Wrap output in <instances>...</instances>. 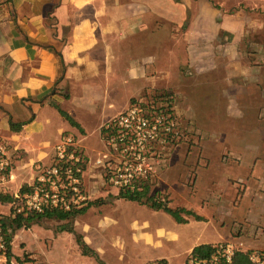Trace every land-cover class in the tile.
<instances>
[{
	"label": "crops",
	"instance_id": "0c3cea01",
	"mask_svg": "<svg viewBox=\"0 0 264 264\" xmlns=\"http://www.w3.org/2000/svg\"><path fill=\"white\" fill-rule=\"evenodd\" d=\"M230 1L0 3V138L17 153L26 151L28 141H45L48 124L59 119L58 124L64 126L54 134L51 157L61 136L70 131L89 155L85 142L90 135H98L103 144V127L125 112L138 95L179 88L187 73L229 72V102L220 105L229 119L230 153L235 159L230 171L218 166L217 174L226 169V175L211 181L221 186L212 203L216 210L207 214L204 203L190 204L186 208L205 220L189 217L186 224L166 213L156 212L149 222L140 214L133 217L128 230L132 239L127 241L131 254L125 246L121 249L120 230L108 228L102 220L97 232L101 243L96 245L90 235L83 240L108 257L106 248L116 249L118 262L111 259V264H185L197 246L221 243L235 244L245 252H264V0H240L233 10ZM171 69L177 71L180 81H172ZM244 76L246 85L253 88H234L236 78ZM128 88H133L129 94ZM58 109L69 114L79 128L71 126ZM239 122L242 133L236 130ZM11 123L23 127L15 132ZM250 125L258 130L256 134L249 131ZM13 168L6 185L17 179ZM33 182H23L13 192L2 189L16 197L24 185ZM222 185L235 191L228 196ZM244 199L248 211L241 219L252 227L248 235L256 247L246 246L242 231L231 228L230 240L222 235L226 228L223 206L238 208ZM3 206L11 211V204H0ZM9 212L0 209L1 215ZM13 243L14 238L12 249ZM16 258L23 259L14 255L13 264Z\"/></svg>",
	"mask_w": 264,
	"mask_h": 264
},
{
	"label": "rangeland",
	"instance_id": "374dc122",
	"mask_svg": "<svg viewBox=\"0 0 264 264\" xmlns=\"http://www.w3.org/2000/svg\"><path fill=\"white\" fill-rule=\"evenodd\" d=\"M239 1H230L229 7L231 10L236 8ZM170 73L173 82L181 80L175 69H171ZM187 74L184 85L179 84V88H171L170 91L165 90L171 93L173 97L171 104L178 123L177 135L174 142L169 143L166 148L163 147L162 154L155 158L157 172L146 183L150 185L151 195L159 193L163 200L168 201V203L170 201V207L172 208H186L190 204L200 205L199 203H204L206 213L213 214L216 210V205L212 204L215 201V192L217 189L220 190L221 186L219 183L211 181L216 176H218V179L222 175H226V169H223L218 175L216 168L226 166L228 167L227 171H230L229 167L234 164L232 162L235 159L232 158L230 153V123L226 115L223 116L226 111L222 107L223 104L227 105L229 102L228 88H230L229 80L231 78L226 69L214 73L200 74L192 72ZM246 78L245 76L236 78L237 83L234 88H253V85H246ZM132 89L128 88V94L131 93ZM163 92L147 90L133 100L144 103L156 102L157 106H163L169 103V96L164 97L161 95ZM221 103L222 105H220ZM250 106L253 107V103H250ZM243 111L246 110L243 109ZM55 120L56 122L52 120L50 126L48 124L47 134L49 136L45 141H28L26 151L21 153L13 151L10 147L12 166L17 179L6 185V189L13 192L15 187L21 183L34 181L40 167L52 164L54 153L52 157L51 153L54 145V134L56 130L58 132L64 126V124L61 126L58 124L59 119ZM249 128L251 133L256 134L258 132L254 125H250ZM236 130L238 133H242L244 130L240 122L236 126ZM85 144L89 146L90 152L87 155L81 147L87 161L83 178L84 193L89 201L107 200V204L92 206L85 214L69 221L43 219L29 229L17 230L16 235L14 234L12 251L15 256L20 255L22 258L26 255L29 256L32 262L28 264H100L99 260L105 264H109V262L111 264L112 261L114 263L115 261L118 262L117 250L111 247L106 248L110 251L109 257L103 252H97L89 245L94 254L92 253L91 256L82 255V250L75 235L66 230L72 227L82 238H84V235H90L89 237L94 240L95 244L99 245L101 240L97 232L101 230L102 220H104L106 224H109L106 225L108 228L110 226L111 229L120 230L123 236L122 240L126 241V244L122 242L121 249H124L125 246L126 251L130 253L132 247L127 244V241L129 243L132 239L128 234L132 218L141 215L142 220L147 222L154 220L152 217L157 211L135 202L128 205L129 201L117 199L119 190L111 187L106 182L104 172L96 165L101 153L106 151L99 136L96 134L90 135ZM205 165H209V168L204 167ZM202 175L204 179H201ZM222 188L226 189V195L228 196L235 191L231 186L226 188L222 185ZM232 199H234L233 196ZM247 202L248 200L244 199L242 205L238 208H233L232 205L223 206L226 208V213L223 214L226 228L222 231V235L225 239L230 240L232 239L231 228L237 232L242 231V239L246 246L256 247L257 243L251 240L248 235L252 227L249 224H244L241 219L248 211ZM128 206L132 207L129 208ZM0 209L4 212L10 211L8 206H3ZM90 229L92 231L89 233ZM241 249L242 247L237 246L236 250ZM258 262V264H264V256L258 258ZM124 263L128 264V262ZM0 264H6L4 257L0 258ZM15 264H17L16 261ZM149 264L159 263L150 262Z\"/></svg>",
	"mask_w": 264,
	"mask_h": 264
},
{
	"label": "built area",
	"instance_id": "2783aa9c",
	"mask_svg": "<svg viewBox=\"0 0 264 264\" xmlns=\"http://www.w3.org/2000/svg\"><path fill=\"white\" fill-rule=\"evenodd\" d=\"M175 114L169 103L135 101L102 129L105 150L97 159L106 182L119 191L135 189L153 178L157 172L155 158L174 142L177 135ZM164 147V148H163ZM86 156L76 136L65 132L54 147L52 164L40 167L39 173L22 196H16V214H43L46 211H71L89 201L83 189ZM12 157L10 146L0 138V188L10 179ZM1 219V218H0ZM209 261L199 264H230L237 246L221 243L215 246ZM7 250V240L0 222V258ZM258 262V257L252 258Z\"/></svg>",
	"mask_w": 264,
	"mask_h": 264
},
{
	"label": "trees",
	"instance_id": "16d2710c",
	"mask_svg": "<svg viewBox=\"0 0 264 264\" xmlns=\"http://www.w3.org/2000/svg\"><path fill=\"white\" fill-rule=\"evenodd\" d=\"M3 0H0V3ZM161 95L164 97L169 96V113L174 114L172 102V94L164 91ZM135 100H132L133 102ZM59 113L62 117H64L73 127L79 128V125L75 122V120L66 112L61 109H58ZM23 127V124L14 125L11 123L12 131L19 132ZM29 185H24L20 190V196L25 194L30 190ZM150 185L145 183L141 185L139 188L135 189H122L119 191L117 195V199L126 200L129 202H135L144 206L149 207L153 211L157 212H164L171 217L179 224H186L188 223L189 217H193L197 221H204L205 219L199 215H197L193 210H189L187 208H172L170 207V201L163 200L159 193H154L151 195L150 192ZM17 202V198L7 192H5L2 188H0V204H11V214L9 216L0 215V222L2 223V229L5 233L6 240H7V250L3 254L2 257L6 259V264H13L14 255L12 253V242L14 238V234L17 230L21 229H29L36 223H40L43 219H56L60 221H69L76 218L79 215H83L87 212V210L92 206H101L107 204V200H96V201H88L86 202L85 206L71 211H60V210H51L46 211L43 214H16L14 203ZM75 235L78 245L82 250V255L84 256H91L92 251L89 246L84 242L81 235L76 233L74 229L71 227L66 230ZM215 245H200L197 246L188 259L186 260L185 264H199L203 261H209L213 254L215 253ZM94 254V253H93ZM264 256V252L261 251H242L236 250L232 262L230 264H258L252 258L258 257L261 258ZM18 264H25L32 262L29 256H25L23 259L16 258ZM100 264H105L101 260H99ZM159 264H165L164 261L158 262ZM221 264H225L224 261H221Z\"/></svg>",
	"mask_w": 264,
	"mask_h": 264
}]
</instances>
